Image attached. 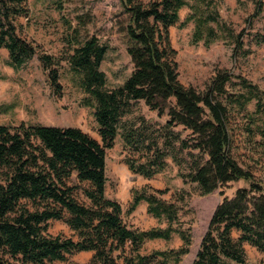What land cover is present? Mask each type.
Here are the masks:
<instances>
[{
	"label": "trees",
	"instance_id": "16d2710c",
	"mask_svg": "<svg viewBox=\"0 0 264 264\" xmlns=\"http://www.w3.org/2000/svg\"><path fill=\"white\" fill-rule=\"evenodd\" d=\"M119 2L129 15L126 53L133 68L121 85L110 88L100 69L107 45L97 37L89 36L65 57H56L18 35L15 18L27 15L26 0H0V48L7 51L9 65L18 69L36 56L52 93L59 95V68L66 60L80 75L100 138L72 126L0 124V264H53L81 251L92 253L91 264H179L192 239L189 229L179 227L176 201L160 199L147 187L133 191L127 212L144 201L147 213L166 222L163 228L144 230L128 226L121 205L105 195V150L113 147L119 131L125 144L143 150L140 159L126 158L125 163L145 178L162 171L171 155L179 176L194 183L201 195L229 182H248L216 204L191 262L244 264L245 245L264 252V189L231 154V143L238 129L247 143L264 149V92L225 68L215 69L204 90L181 84L169 27L178 23L179 10L188 6L190 13L181 25L193 22L194 44L202 41L208 46L217 38L209 22L229 35L233 53L241 46V34L219 21L212 7L215 0ZM256 3L258 14L261 3ZM203 5L209 10L203 12ZM140 100L157 116H167L159 134L146 133L148 126L135 129L122 122ZM138 119L145 121L144 116ZM175 126L188 131V136L181 138L173 131ZM184 149L191 151L182 166L177 153ZM72 176L77 183L69 182ZM77 191L88 204L77 200ZM50 220L64 221L73 236L48 234ZM173 233L181 240L179 247L141 253L146 240H169Z\"/></svg>",
	"mask_w": 264,
	"mask_h": 264
},
{
	"label": "rangeland",
	"instance_id": "374dc122",
	"mask_svg": "<svg viewBox=\"0 0 264 264\" xmlns=\"http://www.w3.org/2000/svg\"><path fill=\"white\" fill-rule=\"evenodd\" d=\"M256 2L261 3L258 14ZM212 7L217 10L219 21L225 22L230 31L241 34V46L233 53L234 44H230L231 38L213 22L209 24L216 29L217 38L208 46L202 41L194 44L193 22L181 25L190 9L188 6L181 8L178 23L169 27L170 44L176 51L174 59L177 62L179 82L184 86L204 90L210 83L215 69L225 68L233 76L241 75L257 84L264 92V43L261 41L264 34V0H215ZM26 8V16L15 18L17 33L37 45L39 50L56 57H65L73 46L93 35L98 38L99 43L107 45L100 69L106 75L108 87L121 85L132 71L133 66L126 53L125 27L129 15L123 11L119 0H26ZM208 10L203 5L202 11ZM59 82L61 92L55 95L36 56L15 69L8 63L7 51L0 48V124L17 126L24 122L59 127L72 126L100 140L92 107L86 105L87 95L80 85V75L66 60L61 61ZM233 82L236 80L233 79ZM248 108L252 110L253 104ZM139 116H144L145 121L141 122ZM166 118L165 114L157 116L155 111L149 110L140 100L135 103L133 111L123 117L122 122H127L126 125L135 129L148 126L145 128L146 133L153 135L159 134ZM236 121H240L238 116ZM173 131L181 138L188 136V131L183 130L181 126L173 127ZM175 145H178L177 141ZM189 151L191 150L184 149L177 153L182 166L188 159ZM142 152V149L125 144L119 131L113 147L105 150V195L121 205L122 219L128 226L144 230L163 228L166 222L158 221L147 213V204L144 201L132 212H127L133 191L147 187L148 192L160 199L176 201L179 206V227L189 229L192 239L189 252L182 256L179 264H191L216 204L224 196L231 197L238 187L247 186L248 182H229L211 193L201 195L194 183L182 180L178 173V164L173 161L171 155L165 159V168L151 178L130 171L125 159H140ZM231 154L241 166L252 172L264 189V149L247 143L241 131L235 129ZM69 182L77 183L73 176ZM75 196L79 202L89 203L80 191H77ZM47 233L73 236V231L62 220L48 221ZM180 244L179 236L173 233L169 240H146L141 253L149 254L153 250L177 248ZM244 248V264H264V252L250 245H245ZM91 255L88 251L76 252L67 255L65 261H55L53 264H91Z\"/></svg>",
	"mask_w": 264,
	"mask_h": 264
}]
</instances>
